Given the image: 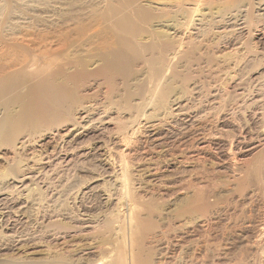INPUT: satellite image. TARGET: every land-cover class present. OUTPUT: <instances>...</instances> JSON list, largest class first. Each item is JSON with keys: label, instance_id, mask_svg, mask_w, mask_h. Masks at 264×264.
<instances>
[{"label": "rangeland", "instance_id": "obj_1", "mask_svg": "<svg viewBox=\"0 0 264 264\" xmlns=\"http://www.w3.org/2000/svg\"><path fill=\"white\" fill-rule=\"evenodd\" d=\"M263 4L0 0V264H264Z\"/></svg>", "mask_w": 264, "mask_h": 264}, {"label": "bare ground", "instance_id": "obj_2", "mask_svg": "<svg viewBox=\"0 0 264 264\" xmlns=\"http://www.w3.org/2000/svg\"><path fill=\"white\" fill-rule=\"evenodd\" d=\"M263 5H264V4H263ZM258 6H259V5H258ZM261 8H262V7H261ZM261 8H260V9H261ZM262 10L264 11V7H263ZM201 13H202V12H201ZM263 13H264V12H263ZM234 15H236V14H234ZM231 16H232V15H231ZM260 16H261V15H260ZM199 17H200V16H199ZM203 17H204V16H203ZM203 17H202V18H203ZM234 17H235V16H234ZM235 18H236V17H235ZM263 18H264V17H263ZM263 18H262V19H263ZM237 19H238V18H237ZM193 23H194V22H193ZM195 23H196V22H195ZM197 23L200 24L199 22H197ZM231 24H232V23H231ZM238 25H239V24H238ZM192 26H193V25H192ZM164 27H165V26H164ZM167 27H168V26H167ZM236 28H237V27H236ZM174 29H175V28H174ZM94 30H95V29H94ZM96 30H97V29H96ZM96 30H95V32L91 35V37L94 36V37H97V38H98L99 31H101L102 29L99 30L98 32H96ZM239 30H240V29H239ZM88 31H89V30H88ZM91 31H93V30H91ZM102 31H103V30H102ZM196 31H198V30H196ZM240 32H241V31H240ZM88 33H89V32H88ZM100 33H101V32H100ZM85 34H86V33H85ZM102 34H103V33H101V35H102ZM86 35H87V37H89L88 34H86ZM84 37H85V36H84ZM101 37H102V36H101ZM101 37H100V38H101ZM201 37H202V36H201ZM201 37H200V38H201ZM100 38H99V39H100ZM99 39H98V41H99ZM91 40H92V38H91V39H87V40H83V41H82L81 43H79L78 45H80L81 48H83L84 46L86 47V45H88V44H89L90 42H92L94 39H93L92 41H91ZM96 40H97V39H96ZM192 40H193V39H192ZM98 41H97V43H98ZM94 42H96V41L94 40ZM195 42H196V41H195ZM92 43H93V42H92ZM200 43H201V42H200ZM93 44H94V43H93ZM197 44H198V42H197ZM180 45H181V44H180ZM80 46H79V47H80ZM88 46H90V45H88ZM79 47H78V48H79ZM87 48H88V47H87ZM87 48H85V50H86ZM83 50H84V49H82V51H83ZM191 55H192V54H191ZM176 101H177V100H176ZM172 102H173V101H172ZM175 104H176V103H175ZM97 107H98V106H97ZM95 108H96V107H95ZM105 110H106V109H105ZM180 110H181V109H180ZM86 111H87V110H86ZM90 111H91V109H90ZM189 111H190V110H189ZM84 112H85V111H84ZM87 112H88V111H87ZM185 112H186V111H185ZM187 112H188V111H187ZM93 113H94V112H93ZM196 113H197V112H196ZM171 114H172V113H171ZM98 115H99V114H98ZM104 115H105V114H104ZM166 115H167V114H166ZM169 115H170V114H169ZM197 116H198V115H197ZM150 117H151V116H150ZM171 118H172V117H171ZM78 119H79V118H78ZM149 119H150V118H149ZM188 119H189V118H188ZM188 119H187V120H188ZM193 119H194V118H193ZM196 119H197V118H196ZM227 119H228V118H227ZM80 120H81V119H80ZM93 120H94V119H93ZM98 120H99V119H98ZM145 120H146V118H145ZM157 120H158V119H157ZM163 120H165V119H163ZM91 122H92V121H91ZM190 122H191V121H190ZM148 123H149V122H148ZM102 124H103V123H102ZM201 124H202V123H201ZM77 125H78V124H77ZM88 125H89V124H88ZM90 125H91V124H90ZM159 125H160V124H159ZM161 125H163V124H161ZM173 125H174V124H173ZM176 125H177V124H176ZM189 125H190V124H189ZM195 125H196V124H195ZM79 126H80V125H79ZM79 126H78V127H79ZM100 126H101V125H100ZM199 126H200V125H199ZM73 127H74V126H73ZM94 127H95V126H94ZM103 127H104V126H103ZM103 127H102V128H103ZM193 127H194V126H193ZM193 127H192V128H193ZM80 128H81V127H80ZM86 128H89V127H85V130H86ZM143 128H145V127H143ZM192 128H191V129H192ZM197 128H198V127H197ZM81 129H84V128H81ZM94 129H95V128H94ZM203 129H204V128H203ZM73 130H74V129H73ZM85 130H84V131H85ZM88 130H89V129H88ZM88 130H87V131H88ZM90 130H91V129H90ZM96 130H97V129H96ZM147 130H148V129H147ZM81 131H82V130H81ZM150 131H151V130H150ZM202 131H203V130H202ZM78 132H79V131H78ZM142 132H143V131H142ZM165 132H166V131H165ZM102 133H103V132H102ZM118 133H120V132H118ZM118 133H117V134H118ZM181 133H182V132H181ZM195 133H196V132H195ZM205 133H206V132H205ZM217 133H218V132H217ZM80 134H81V132H79L78 134H76V136H79ZM121 134H122V133H121ZM121 134H120V135H121ZM143 134H144V133H143ZM86 135H87V134H86ZM86 135H85V136H86ZM91 135H92V134H91ZM94 135H95V134H94ZM123 135H124V134H123ZM135 135H136V134H135ZM135 135H134V136H135ZM141 135H142V134H141ZM169 135H170V134H169ZM74 136H75V135H74ZM82 136H83V135H82ZM110 136H111V135H110ZM132 136H133V135H132ZM167 136H168V135H167ZM80 137H81V136L77 137V139L80 138ZM106 137H107V136H106ZM121 137H122V136H121ZM153 137H154V136H153ZM180 137H181V136H180ZM195 137H196V136H195ZM195 137H194V138H195ZM202 137H203V136H202ZM213 137H215V136H213ZM216 137H217V136H216ZM216 137H215V138H216ZM110 138H111V137H110ZM113 138H114V137H113ZM123 138H124V137H123ZM162 138H163V137H162ZM210 138H211V136H210ZM73 139H74V138H73ZM169 139H170V138H169ZM192 139H193V138H192ZM197 139H198V138H197ZM202 139H203V138H202ZM101 140H102V139H101ZM104 140H105V139H104ZM123 140H124V139H123ZM156 140H157V139H156ZM189 140H190V139H189ZM243 140H244V139H243ZM68 141H69V140H68ZM72 141H73V140H72ZM195 141H196V140H194V142H195ZM199 141H200V140H199ZM84 142H85V141H84ZM114 142H115V141H114ZM124 142H125V141H124ZM136 142H137V141H136ZM207 142H208V141H207ZM78 143H79V142H78ZM103 144H104V143H103ZM132 144H133V143H132ZM132 144H131V145H132ZM150 144H151V143H150ZM159 144H160V143H159ZM68 145H69V144H68ZM81 145H82V144H81ZM87 145H88V144H87ZM109 145H110V144H109ZM109 145H108V146H109ZM113 146H114V145H113ZM113 146H112V147H113ZM135 146H136V145H135ZM146 146H147V145H146ZM71 147H72V146H71ZM85 147H86V146H85ZM151 147H152V146H151ZM236 147H237V146H236ZM87 148H89V147H87ZM113 148H114V147H113ZM128 148H129V146H128ZM160 148H161V147H160ZM59 149H60V148H59ZM163 149H164V148H163ZM198 149H199V148H198ZM200 149H201V148H200ZM95 150H96V149H95ZM136 150H137V149H136ZM193 150H194V149H193ZM221 150H222V149H221ZM216 151H218V150H216ZM145 152H146V151H145ZM223 152H224V151H223ZM68 153H69V152H68ZM106 153H107V152H106ZM119 153H120V152H119ZM126 153H127V152H126ZM132 153H133V152H132ZM143 153H144V152H143ZM97 154H98V153H97ZM109 155H110V154H109ZM56 156H57V155H56ZM78 156H79V155H78ZM83 156H84V155H82V157H83ZM110 156H111V155H110ZM112 156H113V155H112ZM79 157H80V156H79ZM145 157H146V156H145ZM94 158H95V157H94ZM119 158H120V157H119ZM102 159H104V158H102ZM120 159H122V158H120ZM113 161H114V160H113ZM120 161H121V160H120ZM54 162H55V161H54ZM115 162H116V161H115ZM143 162H144V160H143ZM104 163H105V162H104ZM125 163H126V162H125ZM125 163H124V164H125ZM147 163H149V162H147ZM56 164H57V163H56ZM118 164H119V162H118ZM121 165H122V164H121ZM111 166H112V165H111ZM113 166H114V165H113ZM120 167H121V166H120ZM123 167H125V168L128 169V167H126V166H123ZM123 167H122V168H123ZM98 168H99V167H98ZM129 168H130V166H129ZM104 169H106V168H104ZM113 169H114V168H113ZM138 169H139V168H138ZM146 169H147V167H146ZM153 169H154V168H153ZM100 170H101V169H100ZM111 170H112V169H111ZM123 170H124V169H123ZM142 170H143V169H141V171H142ZM127 172H128V171H127ZM127 172H126V173H127ZM142 172H143V171H142ZM103 173H104V172H103ZM112 173H113V172H112ZM112 173H111V174H112ZM131 173H132V172H131ZM138 174H139V173H138ZM21 175H22V174H21ZM112 175H113V174H112ZM120 175H121V174H120ZM133 175H134V174H133ZM148 175H149V174H148ZM24 176H25V175H24ZM113 176H114V175H113ZM121 176H122V175H121ZM115 177H116V176H115ZM24 178H25V177H24ZM24 178H22V179H24ZM29 178H30V177H29ZM22 179H21V180H22ZM129 179H130V178H129ZM36 180H37V179H36ZM113 180H114V179H113ZM116 180H117V179H116ZM132 180H133V179H132ZM23 181H24V180H23ZM130 181H131V180H130ZM19 182H21V181H19ZM114 182H119V181L117 180V181H114ZM128 182H129V181H128ZM136 182H137V180H136ZM23 183H24V182H23ZM120 183H121V181L119 182V185H120ZM19 184H21V183H19ZM106 184H107V183H106ZM112 184H114V183H112ZM121 184H122V183H121ZM128 184H130V183H128ZM122 185H124V184H122ZM133 185H134V184H133ZM15 186H16V185H15ZM114 186H115V185H114ZM120 186H121V185H120ZM131 186H132V185H131ZM112 187H113V186H112ZM138 187H139V186H138ZM14 188H16V187H14ZM21 188H22V187H21ZM23 188H24V187H23ZM25 188H27V187H25ZM119 188L121 189V187H119ZM112 189H113V188H112ZM17 190H18V189H17ZM28 190H29V189H28ZM121 190H123V189H121ZM2 191H3V190H2ZM19 191H20V190H19ZM30 191H31V190H30ZM30 191H29V192H30ZM12 192H13V191H12ZM3 193H4V192H3ZM5 193H6V191H5ZM7 193H8V191H7ZM117 193H118V192H117ZM120 193H121V192H120ZM120 193H119V194H120ZM10 194H11V193H10ZM27 194H28V193H27ZM111 195H112V193H111ZM114 196H116V195L114 194ZM121 196H122V195H121ZM106 197H107V195H106ZM119 197H120V196H119ZM17 198H20V197H17ZM25 199H26V198H25ZM99 199H100V197H99ZM114 199H115V198H114ZM117 199H118V198H117ZM4 200H5V199H4ZM107 200H108V199H107ZM12 201H14V200H12ZM28 202H29V201H28ZM106 202H107V201H106ZM14 203H15V202H14ZM17 203H18V202H17ZM108 203H109V202H108ZM110 205H111V204H110ZM105 206H106V205H105ZM7 207H8V206H7ZM27 208H28V207H27ZM86 209H87V208H86ZM10 211H11V210H10ZM15 211H16V210H15ZM15 211H14V212H15ZM18 212H19V211H18ZM12 213H13V212H12ZM1 214H5V213L2 212ZM8 214H9V213H8ZM14 214H15V213H14ZM5 215H6V214H5ZM5 215H4V216H5ZM15 215H17V214H15ZM86 215H87V214H86ZM78 216H79V215H78ZM1 218H2V217H1ZM4 218H5V217H4ZM90 218H91V217H90ZM12 220H13V219H12ZM15 220H16V218H15ZM84 220H85V219H84ZM91 220H92V219H91ZM3 221H4V220H3ZM7 221L9 222V219H8ZM85 221H86V220H85ZM5 222H6V221H5ZM8 222H7V223H8ZM10 222H11V221H10ZM10 222H9V223H10ZM20 222H21V221H20ZM83 222H84V221H83ZM21 223H22V222H21ZM79 223H80V222H79ZM0 224H1V223H0ZM5 224H6V223H5ZM5 224H4V227H5ZM12 224H13V223H12ZM8 225H10V224H8ZM2 226H3V224H2ZM6 226H7V224H6ZM21 226H22V225H21ZM74 226H75V225H74ZM85 226H86V224H85ZM93 226H94V225H93ZM4 227H3V228H4ZM12 227H13V226H12ZM70 228H71V227H70ZM72 228H73V227H72ZM76 228H78V227H76ZM80 228H81V227H80ZM83 228H84V227H83ZM262 228H263V227H262ZM262 228H261V229H262ZM6 229H7V228H6ZM16 229H17V228H16ZM0 230H3V229H0ZM8 230H9V229H8ZM262 230H263V229H262ZM12 231H13V230H12ZM16 231H17V230H16ZM1 232H2V231H1ZM2 234H4V233H2ZM53 234H54V233H53ZM0 235H1V234H0ZM3 236H4V235H3ZM8 236H9V235H8ZM12 236H13V235H12ZM50 236H52V235H50ZM13 237H14V236H13ZM52 237H53V236H52ZM19 238H20V237H19ZM9 239H10V237H9ZM25 239H26V238H25ZM4 240H5V238H3V241H4ZM26 241H27V240H26ZM5 242H6V240H5ZM7 242H8V241H7ZM9 242H11V241H9ZM12 242H14V240H13ZM17 242H19V241L17 240ZM33 242H34V241H33ZM35 242H36V241H35ZM14 243H15V242H14ZM19 243H20V242H19ZM6 244H8V243H6ZM33 244H34V243H33ZM11 245H12V244H11ZM15 245H17V244L15 243ZM18 246H19V245H18ZM18 246H17V248H18ZM21 246H22V245H21ZM23 246H24V245H23ZM27 246H28V245H27ZM9 247H10V246H9ZM13 247H14V244H13ZM15 248H16V247H15ZM15 248H14V249H15ZM19 248H20V247H19ZM12 250H13V249H12ZM15 250H16V249H15ZM157 252H158V251H157ZM91 253H92V252H91ZM156 255H157V254H156ZM80 256H81V255H80ZM81 257H82V256H81ZM79 259H80V258H79ZM83 260H84V259H83ZM126 261H127V260H126ZM129 261H130V260H129ZM132 261H133V260H132ZM78 262H79V261H78ZM82 262H83V261H82ZM86 262H87V261H86ZM133 262H134V261H133ZM125 263H126V262H125ZM153 263H154V262H153ZM78 264H79V263H78ZM80 264H81V263H80ZM82 264H83V263H82ZM127 264H128V263H127ZM130 264H131V263H130ZM134 264H135V262H134ZM159 264H160V263H159Z\"/></svg>", "mask_w": 264, "mask_h": 264}]
</instances>
